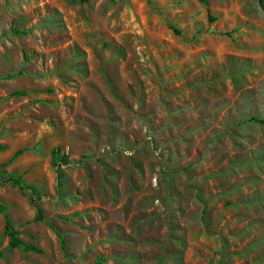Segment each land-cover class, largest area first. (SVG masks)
<instances>
[{
    "label": "rangeland",
    "instance_id": "rangeland-1",
    "mask_svg": "<svg viewBox=\"0 0 264 264\" xmlns=\"http://www.w3.org/2000/svg\"><path fill=\"white\" fill-rule=\"evenodd\" d=\"M253 118L259 0H0V264H264Z\"/></svg>",
    "mask_w": 264,
    "mask_h": 264
},
{
    "label": "trees",
    "instance_id": "trees-1",
    "mask_svg": "<svg viewBox=\"0 0 264 264\" xmlns=\"http://www.w3.org/2000/svg\"><path fill=\"white\" fill-rule=\"evenodd\" d=\"M200 3H205V0H198ZM261 3H263L264 5V0H259ZM253 120L259 122L260 124L264 125V118L262 119H255L253 118ZM19 153V152H17ZM54 153V152H53ZM54 155H56V152L54 153ZM8 181H11V183L15 186H18L19 189L24 190V187L22 186V184L20 183L18 178H14V177H9L7 179ZM31 190L32 194H36V191L32 188V187H27ZM0 211L4 213V207L2 205H0ZM5 216V224H4V231L6 232L7 236H8V248L14 249L17 248L21 245H23L24 249L26 251H38V249L30 244H26L24 243L20 237L18 236V231L16 229H14L11 225V223L9 222L6 214L4 213ZM40 217L37 215L36 219H39Z\"/></svg>",
    "mask_w": 264,
    "mask_h": 264
}]
</instances>
